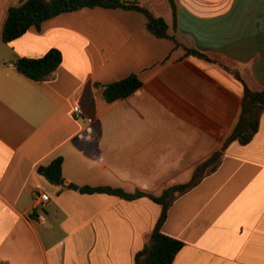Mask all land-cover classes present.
<instances>
[{
    "label": "crops",
    "instance_id": "1",
    "mask_svg": "<svg viewBox=\"0 0 264 264\" xmlns=\"http://www.w3.org/2000/svg\"><path fill=\"white\" fill-rule=\"evenodd\" d=\"M25 1L0 0V33ZM140 1L174 40L151 34L140 12L99 7L0 40V264H135L161 207L68 185L159 196L184 184L237 123L243 85L226 69L264 88V0H175V28L169 0ZM50 50L62 61L46 79L17 71L18 58ZM131 74L142 86L107 104L99 85ZM56 158L60 186L37 173ZM38 193L50 199L44 225L31 212ZM161 231L183 242L172 264H264V113L249 144L231 143L176 198Z\"/></svg>",
    "mask_w": 264,
    "mask_h": 264
},
{
    "label": "trees",
    "instance_id": "2",
    "mask_svg": "<svg viewBox=\"0 0 264 264\" xmlns=\"http://www.w3.org/2000/svg\"><path fill=\"white\" fill-rule=\"evenodd\" d=\"M169 3L172 12V24L173 28H175L177 24V6L175 0H169ZM95 7L140 12L144 15L146 28L151 34L158 38L174 40V37L168 34L169 26L165 20L162 17L155 16L140 0H27L17 7H9L6 10L0 40L3 43H9L21 37L31 27L38 29L48 19L63 13ZM185 50L187 56L192 55L209 60L205 55L194 49L185 48ZM61 61V53L58 50H50L41 58H18L15 65L20 74L32 81L39 82L50 76L59 67ZM226 70L243 85L241 111L237 123L223 142L221 148L195 168L188 182L170 186L164 189L159 196L139 190L134 193H126L121 189L110 187L92 188L87 186L79 187L73 184L68 185V188L83 194L103 193L126 200L147 197L161 207V214L150 234L149 242L135 255V264H172L175 256L183 247V242L169 237L161 231L170 207L176 198L192 190L203 178L218 169L222 156L231 143L237 142L240 145H247L258 131L259 116L264 113V88L253 91L247 86L237 71ZM141 86V81L134 74L108 85H99L102 90V99L107 104H112L128 97ZM62 162L61 158H56L49 165L38 167L37 173L53 185H63Z\"/></svg>",
    "mask_w": 264,
    "mask_h": 264
},
{
    "label": "built area",
    "instance_id": "3",
    "mask_svg": "<svg viewBox=\"0 0 264 264\" xmlns=\"http://www.w3.org/2000/svg\"><path fill=\"white\" fill-rule=\"evenodd\" d=\"M74 113L76 114V116H80L81 111L75 107L74 109ZM50 201L49 196L46 193H38L35 196V201H34V206L31 212H35L36 216L35 219L38 223L40 224H45V217L44 214L41 213V210L45 209L47 203Z\"/></svg>",
    "mask_w": 264,
    "mask_h": 264
},
{
    "label": "rangeland",
    "instance_id": "4",
    "mask_svg": "<svg viewBox=\"0 0 264 264\" xmlns=\"http://www.w3.org/2000/svg\"><path fill=\"white\" fill-rule=\"evenodd\" d=\"M41 213H42V214H45V209L41 210Z\"/></svg>",
    "mask_w": 264,
    "mask_h": 264
}]
</instances>
